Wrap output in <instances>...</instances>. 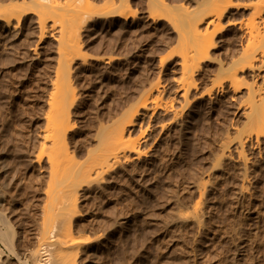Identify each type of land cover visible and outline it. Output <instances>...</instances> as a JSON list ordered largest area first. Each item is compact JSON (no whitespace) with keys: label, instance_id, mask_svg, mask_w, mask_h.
Returning <instances> with one entry per match:
<instances>
[{"label":"rangeland","instance_id":"1","mask_svg":"<svg viewBox=\"0 0 264 264\" xmlns=\"http://www.w3.org/2000/svg\"><path fill=\"white\" fill-rule=\"evenodd\" d=\"M204 1L0 0L20 16L0 20V264L57 238L69 264H264V176L238 217L222 176L248 82L225 76L264 0H232L207 30ZM202 17L203 61L178 31ZM201 182L197 233L183 214ZM58 222L69 230L44 238Z\"/></svg>","mask_w":264,"mask_h":264},{"label":"bare ground","instance_id":"2","mask_svg":"<svg viewBox=\"0 0 264 264\" xmlns=\"http://www.w3.org/2000/svg\"><path fill=\"white\" fill-rule=\"evenodd\" d=\"M205 1H204L203 5H199V6H201L199 8V12L208 13V15L206 17L211 18L209 21H207L205 30H207V25L212 24L216 20L218 23L220 21L222 22L223 19L227 16L228 12H230L229 11L230 8L239 7V5H234L235 3L233 4V2H231L232 0H208L206 2ZM106 11L107 12H102L103 15H105V16L117 14L119 16H125L126 17V15H127L124 13L125 11L123 12V10H121V11H116V10L115 11L114 10L108 11V10H106ZM262 12H263V5L261 7H257L256 9H254L253 13L255 16L257 15V17H259L260 22L253 23L249 26H246L247 27V30H246L247 45H246V48L241 50L239 55L234 60L230 61L229 67H231L232 69L225 76V80L229 83V86L233 90H238L243 85V81H242L243 76H241V75L244 73V71H247L246 75L248 78L245 94H244V96L242 95V97H243L242 99L240 97L241 103H238V106H240V104L242 105V109L240 107V111H241L240 114L242 116V120H243L242 124L243 125L240 128L238 126H236L237 128L235 127L236 129L234 130V132H235V145H234L235 150L234 151L236 152L235 161L232 163L231 169L229 171L227 170L228 172L231 171L230 173H228L226 171V169L225 170L222 169V170H224L222 176L227 174L224 177V179H226V177L228 176V179H230L229 181H231L232 185L234 186L233 187L231 185L232 190L234 189L233 196H232L233 197L232 208H233V212H234L235 216L238 215V214H236L238 209L239 210L241 209V211H242V207L244 209H247V207L250 204V198H251L250 197L251 196L250 191H251L252 187L255 186V183H258L261 180H263V176H264V152L262 153V147L263 146L260 147L261 143L264 142V16H261ZM130 13L133 14L132 12H130ZM16 14L14 11H8V12L0 15V20L8 23L11 19L17 17ZM157 14H158V17L161 16V14L159 12H157ZM134 15H135V13L133 15H130V16H134ZM152 15H153V13H152ZM155 15H154V17H155ZM19 17L20 16H18L17 18L19 19ZM203 20H205L203 17L201 19L199 18V21L196 23L193 22V24H191V22L189 20H185L182 22V24L180 23L181 26H180V28H178V31L185 32V35L186 34L189 35V40H191L193 44H190L191 43L190 41L188 43L190 45L195 46V50H194V48L192 50L194 51V54L199 56L200 59L202 57V61H203V59L207 58L208 49H209V47H211V44H212L210 41L211 39L208 38L207 33L202 34V35L199 34L198 24L203 22ZM229 23L230 22L228 20H226L225 24H229ZM76 28H79V26ZM76 33L78 35V30ZM180 34L183 35V33H180ZM183 38H184V36H182L181 39H183ZM186 39L187 38L185 37V40H181V41L182 42L186 41ZM183 43H185V42H183ZM190 47H192V46H190ZM186 53H187V51H186ZM184 55H185V53H184ZM162 60H164V59H161V61ZM189 82L190 81H188L187 83H189ZM59 92H61L59 96L63 95L62 90ZM238 109H239V107H238ZM60 114L61 113L59 111V114L57 115V117H56V115H54V117H55L54 119L56 121L53 124V132H55L56 134L59 132L60 125L62 123L60 120V116H59ZM131 117H133V116H131ZM131 119L132 118H130L124 125L125 126L130 125L131 121H132ZM255 148H257L256 153H257L258 158H255V153H254ZM112 157L115 160L117 158V152H112ZM232 157H234V156H232ZM218 161H219V163H221L220 158L218 159ZM219 163H217V164L220 165ZM220 166H217V167H220ZM225 167L227 168V166H225ZM214 169L215 168L213 167L212 171ZM219 176H221V175H219ZM222 176H221V179H222ZM212 178H214V177H212ZM205 186H206V183H203V182H201L197 185L198 195L195 198V200L192 201L191 205H189L190 207H189V209L187 208L188 210L186 211V213L183 214L184 220L185 219H186V221L188 220V223H189V221H191L190 225H192V223L195 225V227L197 228V233L201 231V226L203 225L202 224V221H203L202 220L203 219L202 218L203 217L202 195L204 193L203 190H205L204 189ZM251 204H253V203H251ZM244 216H246V215L244 214ZM237 220L234 218L235 228H236V225L239 221V220L238 221ZM65 223L58 222L57 228H56V226H53V227H55V229L52 228L49 231L45 230V232H43L44 238H46L45 233L53 234V233H55L54 231L56 229L58 230L57 234L60 231L62 234L65 233V231L69 230V228H70V225L67 222H65ZM246 223H247V221H246ZM248 223H249V221H248ZM234 231L237 232L236 229ZM61 233H59V234H61ZM237 234H236V236H237ZM54 235H52V237ZM62 236H64V235H62ZM253 236H255V235H253ZM253 236H252V240H253ZM50 237H47V238L49 239ZM36 246L37 247H35L34 250L30 251L31 261L29 264H69L68 260L65 256H66V251L71 247V244H68L67 241L62 240L60 238H57L52 243H49V242L47 243L43 239V240H40L39 244H37ZM251 250H250V252H251ZM17 258H18V256H17ZM27 259H25V260H27ZM69 262H70V260H69ZM23 264H27V262L23 261Z\"/></svg>","mask_w":264,"mask_h":264}]
</instances>
